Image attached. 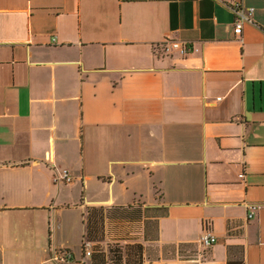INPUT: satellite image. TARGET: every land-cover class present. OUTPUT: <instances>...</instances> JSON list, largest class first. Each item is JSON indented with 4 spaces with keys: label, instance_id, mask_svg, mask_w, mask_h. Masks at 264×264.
<instances>
[{
    "label": "crops",
    "instance_id": "0c3cea01",
    "mask_svg": "<svg viewBox=\"0 0 264 264\" xmlns=\"http://www.w3.org/2000/svg\"><path fill=\"white\" fill-rule=\"evenodd\" d=\"M228 1L0 0V264H92L128 205L167 209L143 264H264V0Z\"/></svg>",
    "mask_w": 264,
    "mask_h": 264
},
{
    "label": "trees",
    "instance_id": "16d2710c",
    "mask_svg": "<svg viewBox=\"0 0 264 264\" xmlns=\"http://www.w3.org/2000/svg\"><path fill=\"white\" fill-rule=\"evenodd\" d=\"M114 216L121 219L128 226V231L121 241L126 244L125 249H118L113 255L114 264H143L144 246L139 242L140 232L144 240L157 239V220L167 214L165 207H143L140 205H128L114 207ZM108 209L99 207H88L85 214L86 231L84 239L90 242L97 237L103 220V211ZM108 217V215H106ZM139 229V230H137ZM93 264H106L104 257L94 259ZM228 264H242L241 260H228Z\"/></svg>",
    "mask_w": 264,
    "mask_h": 264
},
{
    "label": "built area",
    "instance_id": "2783aa9c",
    "mask_svg": "<svg viewBox=\"0 0 264 264\" xmlns=\"http://www.w3.org/2000/svg\"><path fill=\"white\" fill-rule=\"evenodd\" d=\"M228 2L234 14L232 21L233 32L235 35H240L244 23L251 21L253 9L250 7H245L242 0H229ZM163 48L165 51L177 49L181 54H185L191 49L187 43L175 40L165 41ZM59 179L65 183L71 181V177L66 170L61 173ZM215 240L216 237L214 235H212L208 230H204L200 237V244L206 248L212 245ZM82 252L85 258L90 257V242L86 240L82 242ZM54 259L59 262H68L74 259V255L69 249H61L55 252Z\"/></svg>",
    "mask_w": 264,
    "mask_h": 264
},
{
    "label": "rangeland",
    "instance_id": "374dc122",
    "mask_svg": "<svg viewBox=\"0 0 264 264\" xmlns=\"http://www.w3.org/2000/svg\"><path fill=\"white\" fill-rule=\"evenodd\" d=\"M106 209H108L109 212L106 210L103 211V220L97 237L95 240L90 241L91 253L89 259H91L92 264L94 263L95 258L102 256L104 257L106 264H114L112 259L115 254L114 252L118 249L124 250L126 246L121 239L125 237L129 225L114 216V207ZM106 215H108V217H106Z\"/></svg>",
    "mask_w": 264,
    "mask_h": 264
}]
</instances>
